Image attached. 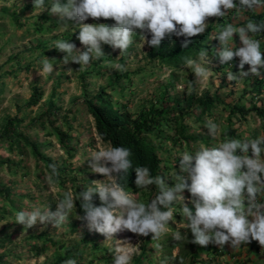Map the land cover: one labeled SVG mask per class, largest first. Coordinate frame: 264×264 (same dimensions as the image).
Here are the masks:
<instances>
[{
    "label": "rangeland",
    "instance_id": "obj_1",
    "mask_svg": "<svg viewBox=\"0 0 264 264\" xmlns=\"http://www.w3.org/2000/svg\"><path fill=\"white\" fill-rule=\"evenodd\" d=\"M58 19L47 10H34V0H0V264H65L69 259H75L77 264H113L114 248L122 241L138 249L131 264H161L165 259L168 264H179V260L183 264H226L221 260L223 247L210 244L203 248L193 244L191 232L178 228L187 223L179 215V205H174L175 222L169 224V234L159 240H152V234L144 237L128 230L107 239L99 232L89 231L76 208L59 228L52 223L44 227L38 222L33 228L25 229L15 222L19 210L50 206L55 211L64 191L70 190L75 196L78 188L91 185L93 180H106L90 168L91 154L97 150L99 137L85 104L86 99L102 88L111 95L117 108L126 106L134 117L152 106L161 108L165 101H169V106L173 99L184 104L190 93L195 95L193 107L186 108L191 114L183 120L188 126L186 133L194 138L191 142L177 135L167 123L148 136L160 158L159 174L165 176L178 171L177 160L183 151L218 142L207 135L206 119L218 122L221 132L229 138H255L264 132V118L255 111L247 115L231 113L229 106L222 103L200 119L195 118L192 110H196L199 97L206 92L218 95L229 105L264 108V78L250 76L229 82L226 73L239 72V57L224 65L219 63V58H212V48L219 47L218 38L208 40L212 69L202 82L196 80L195 73L185 68L184 63L167 66L151 61L147 57L149 45L143 47L138 36L119 58V49L102 45L106 55L78 70L77 63L64 65L62 59L66 53L53 47L55 41L63 39L82 48L77 39L79 30L76 26L62 27ZM216 28L211 29L213 34ZM260 35L261 38H256L264 41V33ZM234 39L237 47L242 46L238 33ZM261 47L264 50V43ZM45 58L50 59L54 71L42 76L37 69ZM116 64L121 68L114 67ZM249 68L250 65H245L244 70ZM254 80L262 84L259 94L248 91L253 88ZM178 85L183 91L178 90ZM189 85L193 86L191 92ZM35 90H38L37 102L29 104ZM223 139L224 135L218 138ZM100 143L108 145L101 139ZM33 146L52 160L58 177L53 176L45 162L37 160ZM46 174L53 177L51 184L45 182ZM151 188L139 190L134 183L128 191L147 203L155 194V186ZM185 195L189 197L190 193L185 191ZM177 230L184 237L180 242L171 236Z\"/></svg>",
    "mask_w": 264,
    "mask_h": 264
},
{
    "label": "clouds",
    "instance_id": "obj_2",
    "mask_svg": "<svg viewBox=\"0 0 264 264\" xmlns=\"http://www.w3.org/2000/svg\"><path fill=\"white\" fill-rule=\"evenodd\" d=\"M37 8L58 16L57 22L62 27H77V39L82 48L63 39L55 41L53 48L66 53L62 59L64 65L74 62L80 65L78 70H83L93 60L106 55L102 45L119 49V58L127 53L137 36L143 41V47L148 44L153 48L161 47L163 41L173 37H183L181 46L187 48L194 38L207 31L209 18L219 20L233 11L264 10V0H47V3L46 0H34V10ZM89 19L93 22H86ZM247 20L242 26L220 25L212 36L219 40V47L212 48V58H219V63L224 65L239 57V72L226 73L229 82L250 76L264 78V50L261 47L264 41L255 38L264 33V21ZM237 33L242 42L239 47L234 39ZM212 58L208 57V49H201L196 58H183L184 67L191 69L196 80L202 82L211 74ZM41 64L42 67L37 69L40 75L54 71L49 58ZM245 65H250L247 71ZM114 67L119 69L121 65ZM192 87L189 85V92ZM178 90L183 91V88L178 85ZM204 127L211 140L218 142L180 153L175 173L153 176L147 166L134 168L135 185L139 190L155 186V194L149 202L138 200L120 182L129 169H133L132 150L123 145H101L97 138V150L91 154L90 168L92 172L104 175L106 180H93L75 196L70 190L64 191L55 211L50 206L19 210L15 222L24 225L25 229L33 228L38 222L44 227L52 223L59 228L69 220L79 201L83 213L79 219L86 222L89 231L111 239L114 234L128 230L144 237L152 234V240H159L169 234V224L175 222L174 205H179V215L187 223L178 228L191 232V243L203 248L210 244L230 245L235 250L242 244L257 241L264 250V135L229 138L214 119H206ZM221 135L224 139L218 140ZM51 168L53 176L58 177L56 165ZM52 179L45 175V182L51 184ZM185 191L190 193L189 197ZM96 194L99 205L94 203ZM188 231L184 233L188 235ZM171 236L178 242L184 238L180 230ZM122 242L114 248L113 264H131L138 252L128 246L130 242ZM65 264L77 262L69 259ZM161 264L168 262L165 259ZM179 264L183 261L179 260Z\"/></svg>",
    "mask_w": 264,
    "mask_h": 264
},
{
    "label": "trees",
    "instance_id": "obj_3",
    "mask_svg": "<svg viewBox=\"0 0 264 264\" xmlns=\"http://www.w3.org/2000/svg\"><path fill=\"white\" fill-rule=\"evenodd\" d=\"M209 37L210 31L207 30L202 36L194 38L187 48H182L181 46L183 37H173L172 40L163 41L159 48L149 46L147 57L151 61L162 65L178 66L184 63L183 58L185 56L191 57L198 54L201 49H207L209 47L207 44ZM258 82L259 80L253 81V88L248 90L250 93H261L260 91L263 87ZM37 91L35 90V95L30 98L29 104L37 102ZM194 97L195 95L190 93L185 98L184 104L180 100L173 99L170 102L172 106H169V101H165L161 104V108L156 109L152 106L135 117L130 114L126 106L117 108L105 88H102L95 96L85 100L87 110L94 119L98 137L106 144H111L112 146L123 145L132 150L130 159L133 163V169H129L125 178L120 181L127 190L135 183L136 173L134 168L136 166L149 167L153 176L160 173V158L157 149L148 138L155 129H161L166 123L171 124L175 133L187 142H191L194 139L186 133L188 126L183 123V120L189 118L191 114V111H187L186 108L193 107ZM198 100V107L196 110H192L196 119H200L201 115L211 111L219 103L228 105L231 113L247 115L251 111H255L260 117L264 118V108L256 105L249 108L240 104L229 105L218 95L212 96L207 92L202 94ZM62 145L65 147L63 143ZM33 148L37 160L45 162L46 167L52 172V160L42 155L36 146H33ZM81 190L83 189L78 188V193ZM94 203L100 204L98 194L94 196ZM76 213L79 217L83 214L82 209L79 207V201H77Z\"/></svg>",
    "mask_w": 264,
    "mask_h": 264
},
{
    "label": "crops",
    "instance_id": "obj_4",
    "mask_svg": "<svg viewBox=\"0 0 264 264\" xmlns=\"http://www.w3.org/2000/svg\"><path fill=\"white\" fill-rule=\"evenodd\" d=\"M247 18L256 19V22L264 21V10H259L257 12L242 10L239 13L233 11L224 18L216 21L215 17L209 18L210 23L207 29L210 31L209 38H212V36L219 30V27L216 26L217 23H219V25L233 23L242 26L248 21ZM214 27L217 28L216 31H214L215 33L213 34L211 29ZM261 135H264V132H262ZM223 252L224 254L221 257V260H224V263L226 264H264V250H262L257 241H252L250 244L246 245L242 244L238 249L235 250H233L230 245H225V247H223Z\"/></svg>",
    "mask_w": 264,
    "mask_h": 264
},
{
    "label": "built area",
    "instance_id": "obj_5",
    "mask_svg": "<svg viewBox=\"0 0 264 264\" xmlns=\"http://www.w3.org/2000/svg\"><path fill=\"white\" fill-rule=\"evenodd\" d=\"M257 36H258L259 38H261V35H260V34H257L256 37H257ZM256 37H255V38H256Z\"/></svg>",
    "mask_w": 264,
    "mask_h": 264
}]
</instances>
